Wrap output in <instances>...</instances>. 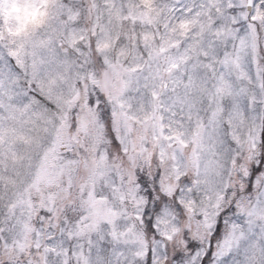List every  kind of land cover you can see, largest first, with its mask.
Instances as JSON below:
<instances>
[{"label":"snow or ice","instance_id":"1","mask_svg":"<svg viewBox=\"0 0 264 264\" xmlns=\"http://www.w3.org/2000/svg\"><path fill=\"white\" fill-rule=\"evenodd\" d=\"M0 264H264V0H0Z\"/></svg>","mask_w":264,"mask_h":264}]
</instances>
